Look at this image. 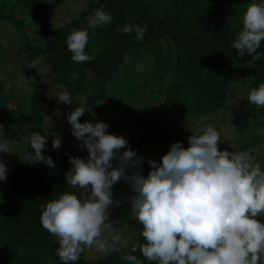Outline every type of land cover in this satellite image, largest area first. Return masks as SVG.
<instances>
[{
	"label": "trees",
	"instance_id": "16d2710c",
	"mask_svg": "<svg viewBox=\"0 0 264 264\" xmlns=\"http://www.w3.org/2000/svg\"><path fill=\"white\" fill-rule=\"evenodd\" d=\"M68 1L78 4L70 15L58 10ZM253 2L0 0V76L5 73L1 69L7 68L13 80L8 88L0 81V111H8L9 121L4 123L9 126V142L17 136L29 137L34 131L55 130L36 111V88L16 96L20 89L14 81L16 69L41 57L48 72L28 74L34 79V87L43 77L50 79L72 98L77 96L96 119L107 101L138 119L143 102L136 99L142 97L144 106L156 100L155 111L143 119L152 128L146 145L154 144L157 138L167 145L174 136L188 147L185 133L197 119L213 115V119L225 120L233 115L239 129L247 123L261 132L254 131L235 148L220 144V149L239 152L249 146H263L264 107L250 105L248 95L264 83V41L258 49L260 58L255 60L248 55L239 57L238 50L232 48L242 30L245 11ZM101 5L113 17L112 22L90 28L87 17ZM57 11L63 13L62 25L55 22ZM127 24L146 28L143 40H138L135 32L116 31ZM74 29L88 30L85 51L95 55V60L76 63L71 59L67 37ZM7 61L11 64L6 65ZM234 88H239L236 104H229ZM157 114L161 116H154ZM42 151L53 159L54 168L30 163L27 158L14 166L6 182H0V264H64L56 254L57 238L43 228L40 217L48 202L69 190L65 178L71 167L69 157L85 159L87 150L70 147ZM153 155L159 157L157 152ZM258 219L264 222V214ZM141 233V226L134 229L131 240L143 243ZM84 252L76 264H131L124 259L128 254L125 248L108 254L93 251L94 256L89 255L92 259L84 257L87 250ZM135 255L142 264H156L147 262L139 251Z\"/></svg>",
	"mask_w": 264,
	"mask_h": 264
},
{
	"label": "clouds",
	"instance_id": "9594fccd",
	"mask_svg": "<svg viewBox=\"0 0 264 264\" xmlns=\"http://www.w3.org/2000/svg\"><path fill=\"white\" fill-rule=\"evenodd\" d=\"M113 17L101 5L87 17L90 28L108 25ZM116 31L135 32L143 40L146 28L127 24ZM87 29L72 30L67 49L76 63L95 60L85 49ZM264 41V0L251 3L243 17V27L232 42L239 57L259 59ZM71 105L68 92L55 96ZM248 103L264 107V83L253 88ZM83 106L66 114L70 131L86 149L88 157H69L71 167L65 178L68 191L51 200L40 217L44 229L57 238L56 254L64 264H76L85 247L108 254L128 249L124 256L131 264H262L264 257V170L248 151L221 150L220 132L211 124L191 129L188 147L171 144L160 158L149 159L150 171L142 174L143 157L131 149L122 135L107 131L103 121L80 122ZM258 129L257 133L260 134ZM6 135L0 125V137ZM32 152L28 162L55 167L43 153L46 135L34 131L28 137ZM62 137L55 135L52 146L59 150ZM12 152L0 140V153ZM115 161V166L113 165ZM8 166L0 159V181L6 182ZM123 180L133 195L114 199V185ZM130 204V216L142 226L143 243L126 237L123 228H114L112 209Z\"/></svg>",
	"mask_w": 264,
	"mask_h": 264
},
{
	"label": "rangeland",
	"instance_id": "374dc122",
	"mask_svg": "<svg viewBox=\"0 0 264 264\" xmlns=\"http://www.w3.org/2000/svg\"><path fill=\"white\" fill-rule=\"evenodd\" d=\"M67 6L60 7L58 10L64 11L67 15H70L72 12H76L78 5L77 3L68 1L65 3ZM80 8V7H79ZM79 10V9H78ZM56 19L55 22L58 25H62L63 19L61 18L63 13L56 12ZM40 26V22L37 21V27ZM15 60V59H12ZM21 60V59H20ZM11 63L7 61L6 65H10ZM2 68V67H1ZM7 68H2L1 71L5 72L3 75L0 76V81H5L6 88L9 87L10 81L13 82L12 77L9 76L7 73ZM48 72V68L44 65L43 59L41 57H37L36 59L32 60L31 62H27L24 67L16 69V78L14 81L18 84L20 89L16 91V96L21 95L24 92H32L33 90L31 88H36L34 93H37L39 99L37 101L36 105V111L37 113H41L44 120L48 121L49 124L54 126L55 130H45L44 132H41V135H46L47 137V146L45 149H54L52 146L53 138L55 135H60L62 137V148H70V147H79L82 148L81 142L77 140L75 136L72 135L70 128L71 125L68 122L66 118V114L70 111H72L75 107L83 106L86 108L87 111L79 118L80 122L83 123L85 121H91V122H97V121H103L109 125L107 131L109 133H112L114 135H122L126 140L129 142V146L131 149L138 152L140 156H142L143 164H142V174L147 175L150 171V165L148 163L149 159H156L158 162L160 158L170 149L171 142H175L176 138L172 136L167 141V145H165L159 138L156 139L155 143L152 145H146L145 143L148 142V135L151 132V126L146 123L143 119L146 118L148 113H152L157 108V103L155 101H150L147 103L146 106H144V99L142 100V97H138L136 100L137 102H143L142 105H139L141 107L139 109L138 119L137 116H132L129 113L124 111H118V108L115 107V104L113 101L106 102L104 104V108L99 116L98 119L94 118L92 115L88 113V107L82 103L78 99L77 96L72 98L73 102L71 105L60 103L56 99V95H58L60 92H64V89L60 86H56L54 83L50 81V79L47 80V78L43 77L41 79V82L39 83L38 87H34V79L29 78V75H33L35 73H40L42 75L46 74ZM4 83V85H5ZM239 88H234L231 91L230 98H229V104H236V94L238 93ZM15 96V97H16ZM160 102V99L158 100ZM11 106L13 105L12 101L9 103ZM153 106V108H151ZM159 106V103H158ZM7 110L3 109L0 111V125L3 126L6 135L4 137H0V140H6L9 143V146L12 149V152L4 154L0 153V159L3 160V162L8 166V172H7V178L10 175V172L14 168L15 165H17L22 160H25L29 157L30 152H32L31 146L29 145L28 137H21L17 136L13 139V141L9 142V135L6 131V128L8 129V124L4 123L5 121H9ZM154 116H161L160 114L154 115ZM212 116H205V118L201 121L200 119H197L195 122V125L191 129H195L197 127H200L202 125L211 124L214 126L221 134V145L233 146L232 148H235L236 145H239L242 141L247 140L248 137L252 136L254 131H257L255 129L249 128L247 126V123L243 126V129H239L238 125L236 124V120L233 119V115H229L227 119L223 120V117H220L218 119H213ZM158 123L160 120L157 121ZM197 125V126H196ZM8 126V127H7ZM191 129H188V132L185 133V137L188 138V136L191 135ZM190 130V131H189ZM157 130H155V134ZM184 135V134H180ZM180 141V138H178ZM188 141V140H185ZM170 144V145H169ZM186 145V144H185ZM188 145V143H187ZM248 146V145H247ZM264 146V145H263ZM261 145H254L247 147L248 152L252 155V158L255 162H259L261 165L262 170H264V149ZM228 148V147H224ZM157 152L159 154V157L153 155L152 153ZM88 157V152L86 153L85 159ZM115 161H113V165L115 166ZM4 182V181H0ZM114 192V199H122L124 197H130L133 195L131 192L129 185L125 183L123 180H121L119 183L114 185L113 188ZM131 207L130 204L127 202L123 203L119 207H114L112 209V219L115 221L117 218L121 219V223H115L114 228H123L125 231V235L128 238H132L133 230H137V228L140 226L138 222H136L134 219L130 216ZM121 215V216H120ZM142 227V226H141ZM87 250L86 254H84V257L89 258V255L92 257L94 254L93 251L97 253L98 251L93 247L90 250L89 248ZM84 250V251H85ZM85 253V252H83ZM90 256V257H91ZM92 259V258H89Z\"/></svg>",
	"mask_w": 264,
	"mask_h": 264
}]
</instances>
